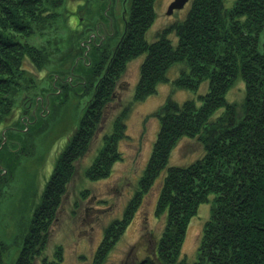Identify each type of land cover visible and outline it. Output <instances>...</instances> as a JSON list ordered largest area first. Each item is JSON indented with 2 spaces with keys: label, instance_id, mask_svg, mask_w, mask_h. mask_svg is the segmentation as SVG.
Listing matches in <instances>:
<instances>
[{
  "label": "trees",
  "instance_id": "1",
  "mask_svg": "<svg viewBox=\"0 0 264 264\" xmlns=\"http://www.w3.org/2000/svg\"><path fill=\"white\" fill-rule=\"evenodd\" d=\"M100 1L101 7H97L105 17L108 0ZM155 1L127 0L125 29L118 32L114 26L115 32L107 39L99 42L98 36L87 44V26L95 29V24H90L84 3L78 5V11L86 13L87 23L76 12V24L60 28L68 29L61 42L50 33L64 18L61 8L65 0H0V194L20 159L29 154L39 131H35L36 125L43 127L47 113L43 108L30 110L34 92L39 89L45 94L48 88L37 89L24 61L44 70L57 53V63L68 67L46 75L54 95L67 93L73 72L79 73L84 93L90 94L43 184L40 199L30 205L29 219L20 224L15 252L9 253L6 241L0 238V264H34L43 253L74 174V162L87 152L127 62L142 54L135 100H143L167 81L166 71L175 63L181 67L172 81L174 86L195 91L208 81V88L198 96L201 104L191 98L179 102L168 97L151 114L160 127L138 180L139 189L127 202L123 216L106 226L94 264L105 260L164 169L155 213H166V224L148 264H264V0H235L230 7L224 0H191L182 20L163 27L149 42L145 33L155 20ZM119 33L122 36L116 46ZM173 33L175 44L169 38ZM56 73L67 79L60 85L63 89ZM240 80L244 82L241 103L229 101V89ZM16 107L23 113L6 123ZM122 116L115 117L113 131L104 134L101 147L84 169L90 180L108 176L114 161L121 158L117 142L123 133ZM188 137L197 139L204 152L189 163L169 164L178 142ZM203 202L209 203V216L196 259L189 262L179 253L189 221ZM41 261L60 264L44 255Z\"/></svg>",
  "mask_w": 264,
  "mask_h": 264
},
{
  "label": "rangeland",
  "instance_id": "2",
  "mask_svg": "<svg viewBox=\"0 0 264 264\" xmlns=\"http://www.w3.org/2000/svg\"><path fill=\"white\" fill-rule=\"evenodd\" d=\"M122 1L113 0L112 3L114 20L118 21H115L114 26L118 32H122L123 29V22L120 20ZM172 1L156 0L154 2L156 16L145 33L147 41L152 42L158 37L163 27L174 21L182 20L187 13L191 0L183 4L181 8L175 7L171 13H167V7ZM234 1L224 0V5L230 7ZM81 3L88 8L90 24H99L103 27L105 23H108L97 7H101L100 0H65V5L61 8L64 14L62 22H59L58 29H54V32H51L53 28L50 29V34L57 41L63 42L67 38L68 29L60 28L74 26L76 12L80 15L83 24L87 23L86 13L78 11V5ZM169 38L174 44L177 42L174 33L169 34ZM58 57L57 53L52 55L51 61L44 70H38L28 59L23 63V66L28 68L35 78L37 89L40 86L48 88L45 94L39 89L33 95L28 94V97L32 95L30 110L41 109V103H43L45 106L43 109H46L47 113L45 119L42 120L43 127L36 125L35 131H39L33 136V147L29 154L20 159L11 180L0 194V238L6 241L9 253L15 252V242L19 241L17 236L21 228L20 224L23 222L25 224L29 219L30 205L40 199L43 184L50 176L54 162L67 143V138L77 126L83 106L90 99V94L84 93L83 80L77 72L69 75L67 93L54 95L53 89L48 86L49 77L46 75L54 73L53 70L56 71V69L66 71L68 67L67 64L57 63ZM143 57L144 54L133 57L127 62L116 84L115 97L105 106L103 119L91 138L87 152L74 162V174L67 183L57 218L50 227L43 253L33 260L34 264H42L43 255L48 261H59L60 264H94L96 247L103 238L106 226L114 219L123 216L127 202L139 189L138 180L144 172L160 127L158 118L151 114L168 97L179 102L191 98L197 104H201L198 96L206 93L208 81L201 83L195 91L174 86L172 81L180 73L181 67L177 63L168 68L166 71L168 80L159 83L154 93L149 94L143 100H135L133 90L140 76L139 69ZM58 78V85L63 89L60 85L67 79L62 74L56 73L55 79ZM243 89L244 82L242 80L236 82L229 89L228 100L241 103L244 95ZM22 113V109L16 107L15 112L6 119V123H12ZM121 113H123L124 121L123 133L117 142V150L120 151L121 158L114 161L108 176L90 180L85 175L84 169L97 154L104 134L113 131L112 123ZM203 152V146L197 139L183 138L172 151L169 164L189 163L199 158ZM165 172L166 169L161 172L142 197L135 215L101 264H135L140 261L144 253L150 254L166 224V213L159 215L155 213L158 189ZM197 211L198 213L189 221L179 253L180 258L185 257L189 262L196 259L203 224L209 216V203L203 202ZM58 250L59 253H57Z\"/></svg>",
  "mask_w": 264,
  "mask_h": 264
},
{
  "label": "flooded vegetation",
  "instance_id": "3",
  "mask_svg": "<svg viewBox=\"0 0 264 264\" xmlns=\"http://www.w3.org/2000/svg\"><path fill=\"white\" fill-rule=\"evenodd\" d=\"M112 3H113V0H108V5H107V8L105 9V15H106L105 18L108 21V23H105L103 25V27L101 25L97 24V25H95V29L92 26H87V28L89 30V32H88L89 36L86 39L87 44H89L90 41L94 40L98 36L100 38L99 42H102L103 40L107 39L108 36L112 35L115 32L114 31L115 30L114 25H115V21H117V20H114V15L112 14V11H114ZM126 3H127V0L122 1L121 12H120V20L123 22V30L125 29V24H126V20H125V13L127 11ZM97 27H98V29H97ZM100 28H102V32H100ZM121 36H122V34L119 33L118 37L116 39V46H117V43L119 42V40L121 39ZM112 96H113V98L115 97V91L113 92ZM44 105H45V103H44ZM43 107H45V106H43V103H41V108H43ZM155 250H156V243L153 245L152 251L150 252V254L144 253L142 255V258L140 259V261L136 262L135 264H148V262L153 259L152 255H154Z\"/></svg>",
  "mask_w": 264,
  "mask_h": 264
},
{
  "label": "water",
  "instance_id": "4",
  "mask_svg": "<svg viewBox=\"0 0 264 264\" xmlns=\"http://www.w3.org/2000/svg\"><path fill=\"white\" fill-rule=\"evenodd\" d=\"M187 0H173L169 5H168V10L167 13H171L172 10L177 7V8H181L184 4V2H186Z\"/></svg>",
  "mask_w": 264,
  "mask_h": 264
}]
</instances>
